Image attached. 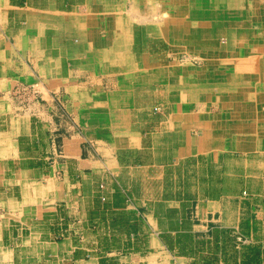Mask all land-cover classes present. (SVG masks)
<instances>
[{
	"label": "crops",
	"instance_id": "obj_1",
	"mask_svg": "<svg viewBox=\"0 0 264 264\" xmlns=\"http://www.w3.org/2000/svg\"><path fill=\"white\" fill-rule=\"evenodd\" d=\"M227 28L240 31L231 64ZM261 31L264 0H0V91H41L37 111L23 115L0 95V264H207L171 253L180 245L168 236L239 226V198L143 192L160 180L148 175L160 165L139 161L148 148L131 131L128 93L158 81L174 109L190 104L183 157L264 150L256 142L264 139V39L247 41ZM181 52L202 59L200 68L172 67ZM175 72L200 73L186 83ZM52 94L70 114V145L56 142L64 123ZM210 106L218 113L208 115ZM84 141L92 152L81 156ZM256 212L254 228H264V207Z\"/></svg>",
	"mask_w": 264,
	"mask_h": 264
},
{
	"label": "rangeland",
	"instance_id": "obj_2",
	"mask_svg": "<svg viewBox=\"0 0 264 264\" xmlns=\"http://www.w3.org/2000/svg\"><path fill=\"white\" fill-rule=\"evenodd\" d=\"M263 32L261 31V33ZM238 35H240V31L233 28H227L223 35L224 53L227 56L224 58L225 61L229 60L230 64L232 61H237L236 57L239 51L236 50L237 46L234 40ZM253 35L247 41L252 42L255 39L263 42L264 35L260 34L256 37ZM202 63V59L185 52L179 53L170 62L172 67L188 68L189 70H198ZM199 73L175 72L177 77H182V79L187 74L186 83L195 81L196 75ZM165 75H167L166 72ZM206 76L204 74L202 83L210 84V80L205 81ZM114 86L115 82L112 83L111 87L112 96L116 98L123 91L114 89ZM178 88L183 94H188L191 90L185 91L184 87ZM129 91L131 93H128V98L129 100L132 99L131 104H129L131 108V112L129 111L132 124L131 131L141 133L143 143L148 148L139 161L154 159L160 165L158 170L148 173V175L153 176L159 175L160 180L144 182L141 188L143 192L176 196L186 194L194 198L201 194L215 200L221 198L231 200V197L237 200L239 198V226L215 228V223H208L207 228H183V232L175 239H172L170 235L168 236L169 243L172 242L171 240H176L177 244L180 245V248H171L169 251L190 259V261H197L198 258L200 260L205 259L207 264H264V228H254L256 211L262 210L264 207V150L261 145L252 148L253 151H230L227 146H224L223 156L221 155L222 151H218L217 158L210 153L208 156L204 154L198 158L195 156L183 157L187 155L183 148H180L184 134L182 131L184 112H189L190 104L187 106L179 104L174 109L170 105L167 85L158 81L149 80L143 86L134 87ZM208 93L211 95L210 91ZM0 95L5 96V99L10 101L12 111L22 115L37 111L35 109L39 105L34 106L33 103H37L41 99L40 89L26 84H17L13 88L2 90ZM52 96L55 100L53 108L64 123V130L61 131L64 137L58 136L56 142L59 146L67 143L70 145L73 139L65 127L66 122L69 123L71 120L70 114L66 110L62 97L56 99L57 94H52ZM198 108L205 110L204 106ZM184 109L186 110L184 111ZM217 109L215 106H210L207 111L208 115L217 114L219 111ZM192 114L195 118L196 113L193 112ZM114 117H112L110 124H112V131H117L120 121L118 118L114 120ZM198 129L196 122H193L192 132H197ZM174 130L177 133H174ZM188 132H190L189 129ZM263 140V138H258L256 142L262 143ZM207 144V147L211 149L213 142L209 141ZM81 145V156L87 155V150L92 152L91 144L89 145L87 141ZM241 148L248 149L247 146ZM175 161L178 163L176 164ZM103 185L101 183L99 187L102 188ZM254 194H257L255 199L251 198ZM232 202L235 204V201ZM151 263H154V259H151Z\"/></svg>",
	"mask_w": 264,
	"mask_h": 264
},
{
	"label": "trees",
	"instance_id": "obj_3",
	"mask_svg": "<svg viewBox=\"0 0 264 264\" xmlns=\"http://www.w3.org/2000/svg\"><path fill=\"white\" fill-rule=\"evenodd\" d=\"M263 253H264V250H263ZM258 254V253H257Z\"/></svg>",
	"mask_w": 264,
	"mask_h": 264
}]
</instances>
